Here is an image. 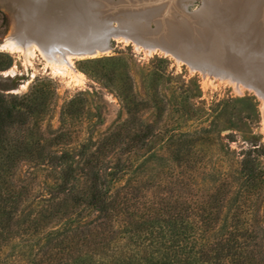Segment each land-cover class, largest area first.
Wrapping results in <instances>:
<instances>
[{
  "label": "rangeland",
  "instance_id": "obj_1",
  "mask_svg": "<svg viewBox=\"0 0 264 264\" xmlns=\"http://www.w3.org/2000/svg\"><path fill=\"white\" fill-rule=\"evenodd\" d=\"M161 1L154 12L160 11L167 29L171 24L189 28L183 7L193 18L203 13L204 0ZM20 2L25 3L0 0V92L18 97L28 117L24 125L6 127L0 139V264H68L74 249L90 254L93 260L127 254L133 239L122 223L141 225L136 241L143 245L145 213L148 207L159 209L156 199L171 198L169 202L175 203L180 196L192 197L194 209L215 213V206L208 203L222 198L221 216L251 211V226L264 229V157L258 161L261 179L254 189L244 192V203L234 206L237 191L226 187V183L239 186L241 151L252 145L264 148V97L253 90L264 91V66L263 70H245L247 64L257 65V55L264 60V36L259 31L248 39L249 51L246 44L243 52L239 44L225 46L236 39L211 28V20L204 19L206 32L200 33L206 39L194 29L200 46L175 50L192 55L199 50L209 56L213 71L206 75L199 64L176 55L166 45L157 46L154 41L155 50L149 51L144 45L149 41L143 39L104 37L129 24L144 32L136 20L121 25L139 13L113 25L95 26L60 6H50L51 18L35 14L25 4L24 13ZM147 19L143 18L149 33L154 26L150 23L149 29ZM52 23L71 32L103 36L85 49L76 42L60 41L53 33L56 27L53 32L46 27ZM10 43L12 48L6 46ZM62 48L106 50L73 59L75 74H71L67 66L62 71L47 60L55 61L54 52ZM55 155L66 156L64 168ZM70 165L73 174L64 187L62 172ZM117 169L121 172L110 183V195L129 218L102 222L106 237L101 250L92 256L91 244L86 250L82 234L96 235L97 216L73 202L87 188L89 174L92 178L99 174L103 183L107 171ZM4 213L16 216L8 229ZM259 248L262 259L258 264H264V238Z\"/></svg>",
  "mask_w": 264,
  "mask_h": 264
},
{
  "label": "trees",
  "instance_id": "obj_2",
  "mask_svg": "<svg viewBox=\"0 0 264 264\" xmlns=\"http://www.w3.org/2000/svg\"><path fill=\"white\" fill-rule=\"evenodd\" d=\"M22 105L18 97H7L0 92V139L6 127L24 125L27 122V114L21 111ZM240 156L237 177L239 186L226 183V187L234 186L237 191L234 205L236 207L244 203L246 196L244 192L248 193L249 188L254 189L257 181L261 179L263 173L260 172L258 161L259 158L264 157V148L252 145L246 151H241ZM53 158L60 162L59 167L64 168L65 155H55ZM73 170V166L70 165L62 172L64 187L68 186ZM119 172L121 171L118 169L107 171L103 183L100 182L102 179L99 174L93 175V178L89 174L87 188L73 202L75 206H81L84 211L97 216L96 235L90 238L89 232L84 231L82 234L86 250L89 248L87 244H91L89 246H91L90 252L93 251L92 256L101 250L106 237L105 225L102 222L107 221L111 224L118 216L129 218V214L119 204L118 199L110 195V183L117 179ZM65 190L69 191V189ZM191 198L180 196V201L175 203H171V198L156 199L155 204L159 209L148 207L145 213V235L141 240L143 245L136 241L140 238L138 228L141 225L130 221L123 222L122 226L129 227L130 239H133L131 252L124 255H107L105 259L93 260L90 254L74 249L68 264H258L261 262L259 241L264 238V229L251 226L253 217L251 211L244 215L229 212L221 216L220 212L224 205L223 199L220 198V200L213 199L214 203H208L215 206V213H203L191 206ZM4 214L8 229L16 216L10 213Z\"/></svg>",
  "mask_w": 264,
  "mask_h": 264
},
{
  "label": "bare ground",
  "instance_id": "obj_3",
  "mask_svg": "<svg viewBox=\"0 0 264 264\" xmlns=\"http://www.w3.org/2000/svg\"><path fill=\"white\" fill-rule=\"evenodd\" d=\"M22 1L25 2L23 4L20 2L21 3L20 5L23 9L22 11L24 13L27 12L26 8H24V4H25V7L27 6L30 9L32 8L35 14H38L44 18L49 16V13L51 11L50 6H58L54 4L55 0H38L37 2L35 1L33 4L31 2L28 4L26 0L25 1L22 0ZM152 1L156 2V1H161V0H145V1L139 0L140 3L138 2V0H115L114 1L115 3H113L111 6L112 8L111 10H109L108 4H105L104 2H99L97 0H72L71 2H69V4L73 5V7H78L77 11H79L80 15L84 14L83 12L85 11L87 13L88 11H90L91 14L97 17L95 23L93 24L95 26H100L103 23H109V24L111 23L113 25V23H119V19H122L126 15H131V14L135 15L136 13H139L136 16L137 18H130L131 20L130 19L128 20L126 18L125 21L121 22V25L125 24L126 22L130 23V21L136 20L138 23L137 27L139 29H145V23H144L145 21L143 20V18H146V19L148 18L147 23H150V22L155 23L156 25L155 29H150L149 33L141 32V31H137L133 29L135 27L133 26L131 27L129 24V27L127 28H131L133 31L130 29V31L125 33L123 32L124 31L123 29L119 30L116 28L112 30L111 32L109 31L111 33L110 36H104V37L108 38V37H111L113 34H115L119 36H127L131 40H134V41H142L143 39L145 41H149L147 44H144L145 47L148 48L149 51L155 50L156 45L153 44L154 41L158 43L157 46L158 45L160 46L161 44L162 46L166 45L168 47L167 49L173 50L176 55L185 58V60L187 59L189 62L193 64H199V69L202 70L206 75L210 74L213 71V67L208 64L209 62H207L208 60H210V62L212 60L209 58V56H206V55L203 56V54L199 50H198L199 52L192 51L193 50L192 48L195 47V45L200 46V44L196 43L197 38H199V35H202V33L206 32V30L203 31V29L204 28L206 29L207 27L203 23L204 19L206 21L208 20V18L211 20L210 21L211 28L213 29L218 28L219 31L224 32L227 35H229L231 39H236L233 45L226 43L225 46L229 45L230 47L232 46L233 48H235L234 45L237 46L236 44H239L240 47H242L240 49L242 51L244 50L243 52L247 51L246 44L248 45V51H249L250 41L248 39L252 40L253 36L256 37L257 36L256 32L258 33L259 31L260 34L264 36L263 35L264 34V0H204L203 9H202L203 13L200 18L196 17L198 16L197 13L195 14L196 16H194L195 18H193V15L187 13L186 8L183 7L184 10L182 11H186V14L184 12L182 13L184 16L187 17L186 18L188 21L187 24L189 25L188 29H183L181 24L175 25L174 28L172 27L174 26V24H171L170 28L167 29L165 19H163V17L161 18L160 11L158 10V13L154 12L157 7L159 8L161 7L162 1L158 5H155V6L151 4L153 3ZM66 2L68 3V0ZM139 4L145 5V8L138 7ZM61 8L65 12H68L69 14L73 15L74 18H77L79 20L81 19L82 21H84L83 18L79 16V14L72 13V11L67 9L66 7H61ZM105 13L108 17L105 15ZM198 13H201V12L198 11ZM49 18L51 17L49 16ZM192 18L195 19L194 21L199 23V25H201L202 27L197 26L195 22L193 23ZM57 21L59 20L57 19ZM77 24L78 23H76V25ZM59 26H60L59 24L55 26L52 23L49 25L47 24L46 27L51 32H53V27H56V29L54 28L55 31L53 33L56 34V37L60 41H63L64 43L76 42V43H79L80 47H83L85 49L91 48L94 45L92 42L103 36L96 32L84 31V30L81 33L74 32V31L71 32L70 30L63 27L62 25L61 27ZM196 27H198L199 29H197ZM194 29L197 30L196 31L197 34L199 33L198 36L195 35ZM202 38H203V35H202ZM203 39H206V38H203ZM243 39H245L246 43H244ZM108 40L111 41L112 39L110 38ZM242 42L245 44V46L241 44ZM259 43L261 44L262 42L259 41ZM107 44H110V43L107 42ZM11 45L12 44L10 43V45H6V46H9V48L10 47L12 48ZM185 45L188 48L192 49L191 51L193 52L194 55H192V53L190 52H187V53L181 52L178 50L179 48L177 49L178 51L175 50L177 47H181ZM4 47L5 45L2 46V48ZM72 48H75V46L73 45ZM162 48L165 49L166 47H162ZM85 49L80 50V51H73L71 49L62 48L59 51L54 52V55L56 57L55 61H53L49 57L47 58V60L49 62H52L53 65H55V68L62 70V71L65 70L66 69L65 67L67 66L70 70V73L72 74L74 73V71L71 68L73 59L80 58V57L86 58V56H96L99 52L103 53L106 50V48H101L100 50L94 49L92 51L87 52ZM252 49L253 50L255 49V45L252 47ZM260 55H257L259 58L257 60L258 66L255 64H251V65L247 64V67L245 68L246 72L255 71L256 67L257 68L259 67L261 70H263L264 60H261ZM244 71L241 70V72H244ZM233 78L234 77H230L231 80ZM253 90L257 92V94H259L261 98L264 97L263 95L264 91L256 89V88H253Z\"/></svg>",
  "mask_w": 264,
  "mask_h": 264
},
{
  "label": "water",
  "instance_id": "obj_4",
  "mask_svg": "<svg viewBox=\"0 0 264 264\" xmlns=\"http://www.w3.org/2000/svg\"><path fill=\"white\" fill-rule=\"evenodd\" d=\"M67 0H55L54 1V4L55 5H58V6H61V7H66L67 9H69V10H71L72 11V13H76V14H79V11H77V8L78 7H73V5H71V4H69V2H71L70 0H68V3L66 2ZM97 1H99V2H104L105 4H108V6H109V10H111V6H112V4L113 3H115L114 1L115 0H97ZM145 1V0H144ZM65 2H66V4H65ZM138 2H139V0H138ZM153 3H151L153 6H155V5H158L161 1H152ZM140 3V2H139ZM138 7H144L145 8V5H143V4H139V6ZM79 10H80V8H79ZM186 11H187V6H186ZM186 11H183L185 14H186ZM86 12V11H85ZM83 12L84 14H79V16L80 17H82L83 18V20H85V22L87 21V22H89V23H91V24H94L95 23V21H96V18L97 17H95L93 14H91V12L90 11H88V13L86 12ZM90 12V13H89ZM105 15H106V13H105ZM107 16V15H106ZM108 17V16H107ZM92 20V21H91ZM151 23V22H150ZM150 23H149V29H150ZM152 24V23H151ZM112 25V24H111ZM153 26H154V29H155V25H154V23H153ZM123 28H125V27H123ZM91 30H93L94 31V28H91ZM124 31L123 32H125V33H127L128 31H130V29H128V28H125V29H123ZM132 30V29H131ZM133 31V30H132ZM142 31H144L145 32V29L144 30H142ZM111 32V31H110ZM110 32H108V33H106V35L105 36H110L111 35V33ZM113 41V40H112ZM108 42L109 43H111L109 40H108ZM110 45V44H109Z\"/></svg>",
  "mask_w": 264,
  "mask_h": 264
}]
</instances>
